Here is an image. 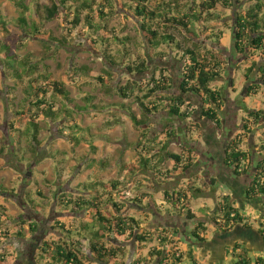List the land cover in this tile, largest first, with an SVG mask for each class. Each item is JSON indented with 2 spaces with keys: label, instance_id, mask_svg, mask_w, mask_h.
Returning a JSON list of instances; mask_svg holds the SVG:
<instances>
[{
  "label": "trees",
  "instance_id": "16d2710c",
  "mask_svg": "<svg viewBox=\"0 0 264 264\" xmlns=\"http://www.w3.org/2000/svg\"><path fill=\"white\" fill-rule=\"evenodd\" d=\"M9 1L19 10L16 20L26 37L45 38L48 41L66 44L67 41L58 39L44 28L45 24L51 20L57 18L66 20V23L74 29L79 26L83 28V36H88L93 48L101 52L108 64L123 65L130 76L148 72L151 68L148 61L151 59H165L171 51L175 52V55L179 54L180 60L183 61L179 83L180 94L170 92L173 78L168 74L167 68L159 66L155 67L154 72L144 80L146 89L141 81L133 79H128L127 83L118 87L119 93L125 99L134 96L135 102L142 109L144 119L139 120L128 105L117 104L118 110L126 113L136 126L144 124L159 110H164L170 116L180 120L189 121L193 115V110L190 108L193 103L188 102V97L196 98L199 102L202 118L220 125L221 120L218 118L217 110H222L224 97L220 88L213 86V83L224 78V65L228 63L217 52L214 45L223 46L224 31L218 30L217 33L204 35L207 43L200 45L195 41L199 37V29H190V26L204 25L215 20L217 17L213 12L217 5L229 9L234 1L238 2V0H36L31 20L26 15L29 7L24 0ZM119 9L135 19L136 26L146 43L147 58L141 55L131 58L130 38L128 35L116 33V28L110 26L112 17ZM236 21L233 34L235 51L240 54L246 53V50H250L251 53H264V0H255L243 16L237 15ZM6 24L4 13L0 10V31L8 34ZM174 31L182 35L181 40ZM187 43L191 45L183 46ZM18 44L17 41L9 44L6 39H0V68L4 78L12 82L6 86L5 90L7 108L13 114V118L8 122L9 135L15 139L17 147L22 146L21 142L26 141V144L36 150L41 144L40 134L43 127L40 119L52 123L59 120L60 113L72 118L74 111L87 108L94 111L104 110L103 106L94 102L95 97L91 94L83 97L84 106L79 105L70 97L63 82L55 79L49 70L41 68L40 61L34 53L17 52L15 48H18ZM23 46H25L24 43ZM251 62L244 72L247 80L257 64L255 61ZM259 71L261 73L259 80L264 83V67L260 66ZM97 79L107 82L101 76ZM248 88L249 96L252 90L262 89V84L254 83ZM19 89L22 93L20 99L17 95ZM58 99L63 102L61 108L57 106ZM118 123H120L119 119H115L114 122L107 120L106 127ZM246 123L243 125L245 129H249L248 123L264 124V108L249 111ZM69 128L73 131L80 129L77 124ZM188 130H190L189 127ZM162 132L163 134H157L151 138L145 135V139L138 143L139 161L138 164L126 165V180H112L106 183L90 179L78 184L80 191L77 197L61 195L56 203L57 209L59 212L72 213L74 221L71 225L57 221L56 225L51 227L56 232L60 231L58 238L41 240L37 248L39 253L33 258V264L36 262L44 264L43 259L47 260L45 264H184V253L178 241L172 237L177 229L173 232H168L163 227L148 229L142 226L143 220L139 215L126 212L127 202L131 201L141 207H148L149 200H153V195L145 190L139 191L132 197L118 193L125 184L132 182L133 176H136L138 171L152 176L151 182L154 184L176 182V178L178 182L180 178L184 179L183 173L190 172L193 163L188 161L182 153L167 149L169 139L176 136L175 130L167 127ZM67 136L72 143L80 142V137L74 134ZM239 140L232 139L229 142L224 164L234 174H244L249 169L254 170L252 181L244 191L245 198L252 201L264 195V140L260 144L259 157L255 158L254 165L250 163L252 153L248 149H242L241 140ZM2 152L3 150L0 149V154ZM167 161H172L173 166L163 171ZM104 166L102 164V167ZM164 178H168V181ZM211 181L213 182L214 179L211 178ZM135 183L136 188L142 184L139 180ZM187 184L186 187L169 186L159 190L164 191L165 201L178 215L185 214L187 219H193L195 215L190 209L188 193L192 189L196 193H201L202 190L199 186H195L193 181ZM1 188L2 185H0ZM107 195L109 196L102 201ZM120 197L123 199L120 200ZM146 201L147 204L144 205ZM26 202L31 209L43 213V205L34 204L30 197H27ZM109 206L112 207V211L107 214L104 207ZM167 211L170 212L169 208ZM158 212L161 211L158 209ZM4 213L6 214V211ZM212 213L211 219L217 225L223 223L231 227L245 219L229 194L223 195L222 199L217 201V206ZM86 215L87 218H85ZM24 225H27V228H24ZM39 228L38 221L22 218L20 229L16 234L26 238V233L35 235ZM206 230L207 227L203 222H198L191 230V237L197 241L195 242L197 246L198 243L206 240L204 237ZM11 234L8 230L2 229L0 223V245L1 239H9ZM111 237L119 241L133 242L139 247L140 255L146 242L156 240L158 245L150 247L147 256L141 255L128 262L125 261L127 246L111 245L108 242ZM82 242L85 244V250H83ZM236 249H240V252L232 253L235 258L234 264H264L263 257L254 259L247 254V249L235 247L232 251ZM189 263L197 264L194 260H190ZM0 264H10L7 254L2 251H0Z\"/></svg>",
  "mask_w": 264,
  "mask_h": 264
},
{
  "label": "rangeland",
  "instance_id": "374dc122",
  "mask_svg": "<svg viewBox=\"0 0 264 264\" xmlns=\"http://www.w3.org/2000/svg\"><path fill=\"white\" fill-rule=\"evenodd\" d=\"M35 1L24 0V3L29 7L26 15L30 20L33 17L32 10ZM254 1H234L233 6L229 9L217 5L213 12L217 17L215 20L204 25L190 26V29H199V37L195 41L200 45L207 43L204 35L217 33L218 30L224 31L223 46L215 44L214 47L228 64L224 65V78L214 82L213 86L220 88L227 102L225 105L234 109L235 114L224 113L225 105L222 110H217L218 118L228 126L222 130L221 127L216 129L215 123L200 116L199 102L193 97L187 98L188 102L193 103L190 106L193 115L189 121L180 120L170 116L164 110H159L144 124L136 126L126 113L118 110L117 104L124 103L130 107L137 119H144L142 109L135 102L134 96L125 99L119 93L118 87L127 83L128 79H133L141 81L146 89L144 80L154 72L153 70L157 66L169 70L168 74L173 78L170 92L180 94L179 83L183 61L180 60L179 54L175 55V52L171 51V54L165 59H151L148 61L151 67L148 72L130 76L123 65L108 64L101 52L93 48L88 36H83V28L79 26L74 29L66 23V20L62 21L57 18L47 22L44 27L58 39L67 41L66 44L48 41L45 38L26 37L16 20L19 10L9 0H0V10L4 13L6 27L9 31L8 34L0 31V39H6L9 44L17 41L19 44L15 49L19 53H34L40 61L41 68L49 70L55 79L63 82L70 97L79 105L84 106L83 97L91 94L95 97L94 102L104 107L103 111H94L89 108L74 111L72 118L60 113L59 120L52 123L40 119V124L43 127L40 134L41 144L37 146L36 150L26 144V141L21 142L22 146L17 147L15 139L9 135L8 122L13 118V114L7 108L5 101L6 86L12 82L4 78L0 68V149L3 150L0 154V185H2L0 189V223L2 229L12 233L11 238L1 239L0 251L7 254L10 264H33V258L39 253L37 248L41 240L58 238L60 231L56 232L51 227L56 225L57 221L66 225L72 224L73 214L59 212L57 209L56 203L61 195L77 197L80 191L78 184L90 179L106 183L112 180H126V165L138 164L139 161L138 143L145 139V135L151 138L157 134H163L162 130L167 127L174 129L176 134L174 138L169 139L167 149L171 152L182 153L188 161L193 163V167L190 172L182 174L184 179L180 178V181L177 182L176 178V182H163V184L160 182L154 184L151 182L152 176L141 174L138 171V174L133 176L132 182L125 184L118 193L132 197L139 191L145 190L153 195V200H149L148 207H141L131 201L127 202V214L139 215L143 220L142 226L148 229L163 227L168 232L177 229L172 237L178 241L179 247L184 253V264H190V260L199 264H210L206 254L208 255L209 248L211 251L213 250L212 246H206L207 248L204 249L202 244L200 245L203 248L193 244L197 241L192 239L190 232L198 222H203L207 227L204 237L208 241L210 239L213 241L215 223L211 219L212 211L223 195L229 194L232 197L235 206L241 208V212L245 216L244 220L249 225H258V220L255 221V218L259 217L256 208H262V214H264V205L261 203L264 195L254 198L252 201L244 196L245 189L252 181L254 170L249 169L244 174H234L224 163L217 162L218 166H216V163L212 164L211 158H208L209 150L212 148L218 151L223 140L227 138L230 141L240 139L242 149H248L252 153V162L250 163L254 165L255 158L259 157L260 144L264 140V124L251 125L248 123L249 129L243 127L249 111L264 108V83L259 80L261 76L259 67H264V53H251L250 50H246V53L243 54L236 52L233 37L237 15L243 16ZM110 26L116 28V33L128 35L130 38L131 58L134 59L138 55L147 58L146 43L132 16L119 9L112 17ZM174 32L181 40L182 35L177 31ZM186 45L191 44H183L185 47ZM251 61H255L257 64L247 80L244 72L251 65ZM98 76L103 77L107 82L99 81ZM254 83H261L262 89L256 88L248 96V87ZM20 91L21 89L17 92L19 99L22 97ZM138 94L141 95L139 92ZM62 105L63 102L58 99L57 106L61 108ZM115 119H119L120 123L106 127L107 120L114 122ZM228 119H230V125H227ZM74 124L80 127L78 132L69 128ZM69 134L80 137V142L72 143L67 136ZM101 163L105 166L102 167ZM172 166L173 162L167 161L163 171ZM211 178L214 179L213 182ZM167 179L164 178L165 181H168ZM136 180L142 182L138 188H136ZM190 181H193L195 186H199L202 190L201 193H196L192 189L188 193L190 209L195 215L193 219H187L185 214L178 215L165 201L164 191L159 190L169 186L186 187ZM26 193L29 195L27 196ZM108 196H104L102 201ZM27 197H30L34 204L43 205V213L31 209L26 202ZM122 199L123 197H120V200ZM146 204L147 201L144 202V205ZM111 208V206L104 207V211L109 214L112 211ZM167 208L170 212L167 211ZM158 209L161 211L160 213ZM22 218L28 219V221L36 220L40 223V228L35 235L26 233V238H21L16 234L20 229ZM263 218L262 220H264ZM23 227L27 228V225ZM216 241L215 238L212 243ZM108 242L113 246H127L125 261L128 262L141 255L147 256L150 247L158 245L156 240L146 242L140 255L139 247L131 241H119L111 237ZM257 246L254 245L250 249V257L253 258L254 250L259 249ZM85 249L83 243V250ZM43 263H47V260L43 259ZM36 264L38 263L36 262Z\"/></svg>",
  "mask_w": 264,
  "mask_h": 264
},
{
  "label": "flooded vegetation",
  "instance_id": "af4514ba",
  "mask_svg": "<svg viewBox=\"0 0 264 264\" xmlns=\"http://www.w3.org/2000/svg\"><path fill=\"white\" fill-rule=\"evenodd\" d=\"M223 100H224V105H225V103L227 104L225 98H223ZM224 113L234 115L235 111H234V109H230L229 105H225ZM227 123H228L227 125H230V119H228ZM214 125H215L214 127L216 129L221 127L222 130L225 129V127H228V126H226V124H224L223 120L220 121V125H217V124H214ZM230 134H231V131H230ZM229 142H230V139L227 138L226 140H223L222 143H220V147H219L218 151H217V149H212V148H211V150H209L208 158H211L210 161L212 162V164H213V162H215L216 166H218L217 162L224 163V159L226 157V151H227V147L229 145ZM261 203L264 205V199L262 200ZM256 209L258 211L259 217H256L255 221L258 220L257 221L258 225H255V226L249 225L245 220H243L241 223H237L231 227L223 225V223H221V225L215 224V228H214V232H213L214 235H212V238L213 237H214V239L216 238L217 241L215 243H212L214 241V239H213V241H210L212 239H210L209 241L205 240L204 242L198 243V245L202 244L204 246V249L206 246L207 247L212 246L213 249L214 248H216V249L220 248L223 251L230 250V253H233V254L239 253L240 249H236L235 251H232V248L234 249L235 247H238V248L241 247V248L247 249V254L249 255V253L251 252V250L249 248L250 243L248 241H242V238L244 236H246L244 234L245 233L244 230H247L249 228V229H251V233L249 235L252 236L254 239L252 241L253 245H258L257 247L259 248V249L257 248L258 250H254L255 255L253 256V258L254 259L257 257H263L264 258V220H262V218L264 217V214H262V212H263L262 208H256ZM239 225L241 227H243V229H240ZM200 247H201V245H200ZM201 248H203V247H201Z\"/></svg>",
  "mask_w": 264,
  "mask_h": 264
},
{
  "label": "crops",
  "instance_id": "0c3cea01",
  "mask_svg": "<svg viewBox=\"0 0 264 264\" xmlns=\"http://www.w3.org/2000/svg\"><path fill=\"white\" fill-rule=\"evenodd\" d=\"M241 211V208H239ZM253 237L250 235H246L242 238V241H248L249 244V248L252 249L254 247L252 241H253ZM206 256L209 257L210 260V264H234L235 262V258L233 257L232 253H230V250H226L223 251L220 248H214L212 251L211 249H209L208 251V255L206 254ZM197 264H199L197 262Z\"/></svg>",
  "mask_w": 264,
  "mask_h": 264
},
{
  "label": "water",
  "instance_id": "95a60500",
  "mask_svg": "<svg viewBox=\"0 0 264 264\" xmlns=\"http://www.w3.org/2000/svg\"><path fill=\"white\" fill-rule=\"evenodd\" d=\"M239 228L243 229V227H241L240 225H239ZM244 232H245L244 233L245 235H249L251 233V229L248 228L247 230H244Z\"/></svg>",
  "mask_w": 264,
  "mask_h": 264
}]
</instances>
